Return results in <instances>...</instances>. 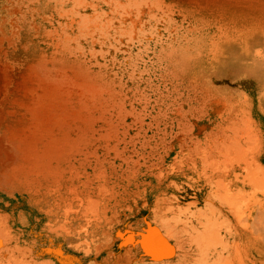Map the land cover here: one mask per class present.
I'll use <instances>...</instances> for the list:
<instances>
[{
  "label": "rangeland",
  "instance_id": "obj_1",
  "mask_svg": "<svg viewBox=\"0 0 264 264\" xmlns=\"http://www.w3.org/2000/svg\"><path fill=\"white\" fill-rule=\"evenodd\" d=\"M60 1L0 0V202L8 201L9 205L2 210L3 216L0 215V226L2 225L0 227V233H2L0 246L2 243L6 246V240L10 237L13 240V246L12 243L8 244L12 249L9 248L10 251L13 252L2 250V248H8V245L0 247V264H8V262L11 264L12 257V263L15 261L18 264L21 260H23V264H41L45 260L49 264L51 261V264H118L116 262L124 260L127 253V255L135 253L133 255L136 257L129 258L131 263L126 262L127 260H125L126 263H123V260V262L120 261L122 264L142 263V259L136 255L133 248H125L122 243L123 233H128L136 227L134 225L138 224L132 215L134 210H132L133 213L128 210L131 206L128 208L127 202L120 217L121 221L113 219L111 221L113 224H108V226L113 225L112 235L108 234L107 223L110 221L106 222L100 212L104 204L99 203V205L96 198V201L90 199L92 201L88 200L87 202L88 198L80 197L84 200L82 199L83 204H79L77 199H72L70 193L66 194L71 199L66 194L59 195L58 198H55L53 193L50 194L56 186L52 182L51 175L56 174L55 176L59 178L63 176L67 178L72 171H79L76 169L80 166V162L76 163L79 157L84 155L81 158L85 159L91 154L90 159H92L94 153H102V151V154L105 155L116 153L125 156L127 154L130 169L133 170L137 167L136 169L148 172L141 177L150 188L159 186L152 183L153 179L166 180L164 190L158 191L160 195L158 197L160 200L166 197L169 199L172 196L176 197V200L178 199V209L173 213H168L165 220L168 218V224L176 227L180 239L185 241L186 249L194 250H191V253L193 254L192 259L195 261H191L189 264L192 262L194 264H252V261L255 264H264V0H62V2L65 1L63 6ZM43 8L45 9L43 10ZM26 9L28 10L26 11ZM90 19L92 20L90 21ZM78 23H81L80 26ZM101 30L102 32H100ZM64 32L66 35L63 34ZM115 39L119 40V43ZM7 90H10V93ZM42 94L43 96H41ZM3 101L6 102V106ZM54 101H57L56 104ZM231 126L233 127L230 129ZM58 139H60L58 141L60 146L56 144ZM52 141L56 147L53 146ZM116 142H119L117 145L119 147L116 146ZM60 147L62 148L60 149ZM51 149L52 151H50ZM108 149L110 150L108 151ZM29 151L30 153H27ZM31 152L36 153L32 154ZM79 152H81L80 155H78ZM50 153H55L54 155L57 157ZM30 154L34 156L32 157ZM47 155L60 161L58 165L52 167V170L44 165L48 159L44 157ZM130 157L135 158L136 161ZM26 159L27 161H25ZM143 159H145L144 162ZM29 160L32 162H28ZM159 160L160 164L156 163ZM133 161L135 164L132 163ZM41 162L45 167L41 166ZM24 163H28L32 168L30 169L27 164L29 169L27 170ZM32 163L36 164L39 169ZM143 163H147V165ZM21 164L23 168L20 166ZM133 164L134 166H132ZM63 167L67 168L64 170ZM53 168H57V172H54L56 170ZM32 169L36 171L33 172ZM15 170L17 173H14ZM26 170L27 172L24 174ZM28 171L29 174L31 172L35 176L31 174V177L28 176ZM62 173L63 175H61ZM23 174L26 177H23L24 179L22 178ZM216 174L220 176L214 177ZM235 174L238 175L239 187L237 184L236 186L229 184L225 186L226 183H229V179L231 181L235 177ZM250 174L252 175L250 176ZM206 177L211 181L208 178L209 182L204 179ZM16 178L19 179V182ZM30 178V182L35 179L38 184L34 185V181L30 183ZM43 178L45 180H40ZM26 179L27 183H25ZM252 181L255 183L253 184ZM35 186H38L40 190L37 191ZM144 187L148 186L144 185ZM46 188H48V194L44 193V189L47 191ZM238 190L240 193L237 192ZM233 191L234 194L236 193L235 195H240V197L238 196L240 199L237 201L239 209L234 213L235 218L232 211H229V208H232L230 203L227 204L228 207L223 204L225 200L226 202L237 200L236 196L233 197L234 199L232 198ZM34 194L35 197L37 195L38 198L40 197L37 199L38 201L37 197L34 198ZM2 196L4 198L1 199ZM65 196L68 198L67 200L64 198ZM53 198L57 202L61 198L64 200L59 201L61 204L58 202L59 205L57 203L55 205ZM220 198L224 200L223 203ZM32 199L34 203H32ZM139 199L140 197H138ZM93 201L97 202L98 210L94 208L97 207L94 203L93 207L90 206V202ZM237 202L235 201V203ZM214 203L215 205L212 206ZM52 204L57 208L54 205L51 206ZM244 204L248 209L244 207ZM38 206L42 207V210ZM53 207L54 209L51 210ZM62 207L69 208L68 211L66 210L69 212V216L74 214L71 212L74 209H78L80 215L87 210L86 213L89 215L91 212L98 211L96 213L101 219H98L95 213L93 214L96 215V221L94 215H88L90 218H86L87 214H83L85 216L83 217L87 220L89 218V221L80 216L78 222L69 223V217L66 223L63 217L65 208ZM83 207H91L93 210L90 209L91 212H89V209L85 210ZM47 209L60 213V215L57 217V213L54 214ZM179 209L180 211L186 209L187 212L185 210V214L180 212L181 216H177ZM44 214H46L45 217ZM112 217L114 216L112 215ZM5 218L7 221L4 220ZM236 219H238L237 222ZM184 220H187L185 224ZM189 220L192 221V224L187 225ZM240 221L245 224L243 225ZM44 222L51 223L50 227L54 226L55 230L50 229L49 225ZM58 222L59 225L56 226ZM211 222L213 226H211ZM3 223L7 225L4 228H2ZM88 223L89 225H87ZM121 224H123L125 232L120 233V230H116L115 226L120 227ZM209 224L211 225L209 226ZM97 225L99 226L97 227ZM62 226L67 228L64 229ZM236 226L238 232L244 230L243 234H234ZM15 227L17 233H15ZM25 227L26 230L22 232L20 228L25 229ZM81 227H84L85 230ZM104 228L105 232L103 233ZM61 229L70 231V234ZM18 233L21 237L28 234L24 238H28L27 240L34 238V241L30 240L25 243V240L21 245L18 241L21 238ZM48 233L49 235H47ZM3 235L8 239L2 238ZM108 235L110 236L109 240L107 239ZM64 237L66 238L62 242ZM91 238H93V241L91 240L93 243L90 241ZM79 240L83 241L79 243ZM195 241L199 242V248ZM189 242H191L190 245ZM232 242L233 244H231ZM235 242L236 244H234ZM119 243L121 249L116 248ZM28 245L30 246L28 247ZM17 246L20 250L25 249L26 251L21 252L22 259L19 258L20 250ZM55 247H58V250ZM94 248H97L98 252ZM101 248L104 249L101 250ZM220 248H226V255L224 253L225 256H222L221 260L217 257L211 258L212 254ZM198 250L203 253H199ZM203 250L206 252L204 253ZM109 251L113 253L111 256H109L111 253ZM124 251L125 253L127 251L126 254L124 253L125 255ZM227 251L231 252L232 257ZM1 253L3 256L9 253L6 260H10L4 261L5 256L2 258ZM16 253H18V257L14 255ZM25 254H30L29 256H32L33 259L35 256L34 261ZM204 255L207 260L209 257L208 261L205 258V260L202 259ZM116 256L122 258L117 260ZM14 257H17L16 260ZM23 258H28L27 262ZM2 259L3 261H1ZM198 259H201V263ZM212 259L213 261L210 262ZM228 259L230 261L227 262ZM38 260L39 263H36ZM203 260L205 262H202ZM94 261L95 263H93ZM231 261L232 263H230ZM168 264H179V261L174 259ZM182 264H188V262Z\"/></svg>",
  "mask_w": 264,
  "mask_h": 264
},
{
  "label": "bare ground",
  "instance_id": "obj_2",
  "mask_svg": "<svg viewBox=\"0 0 264 264\" xmlns=\"http://www.w3.org/2000/svg\"><path fill=\"white\" fill-rule=\"evenodd\" d=\"M55 1V0H54ZM56 1H58V0H56ZM60 1V0H59ZM73 1V0H72ZM62 2V0L60 1V3ZM28 3H29V1H28ZM63 3H65V1L64 2H62V6L64 5ZM74 3V2H73ZM116 3V2H115ZM114 3V4H115ZM118 3V2H117ZM120 3V2H119ZM48 4V3H47ZM93 4V3H92ZM78 5H80V4H78ZM110 5V4H109ZM122 5V4H121ZM124 5V4H123ZM54 6V5H53ZM115 6V5H114ZM120 6V5H119ZM47 7V6H46ZM51 7V6H50ZM59 7V6H58ZM61 7V6H60ZM31 8V7H30ZM45 8H43V10H44ZM70 9H72V8H70ZM14 10V9H13ZM17 10V9H16ZM19 10V9H18ZM28 9H26V11H27ZM47 10V9H46ZM159 10V9H158ZM59 11H60V9H59ZM138 11H139V9H138ZM66 12V11H65ZM76 12V11H75ZM78 12V11H77ZM96 12V11H95ZM112 12V11H111ZM31 13H32V11H31ZM57 13H59L58 11H57ZM67 13V12H66ZM72 13V12H71ZM73 13H74V11H73ZM107 13V12H106ZM119 13V12H118ZM143 13V12H142ZM22 14V13H21ZM37 14V13H36ZM101 14V13H100ZM45 15V14H44ZM61 15V14H60ZM59 15V16H60ZM81 15H83V14H81ZM97 15V14H96ZM58 16V17H59ZM98 16V15H97ZM35 17V16H34ZM48 17V16H47ZM50 17V16H49ZM69 18V17H68ZM94 19V18H93ZM25 20H27V19H25ZM92 19H90V21H91ZM113 20V19H112ZM118 20V19H117ZM73 21V20H72ZM119 21V20H118ZM144 21V20H143ZM12 22V21H11ZM71 22V21H70ZM95 22V21H94ZM130 22H132V21H130ZM58 23V22H57ZM66 23V22H65ZM97 23V22H96ZM110 23V22H109ZM79 24V23H78ZM81 24V23H80ZM80 24H79V26H80ZM85 24V23H84ZM102 24V23H101ZM104 24V23H103ZM111 24V23H110ZM18 26V25H17ZM30 26V25H29ZM86 26V25H85ZM97 26V25H96ZM32 27V26H31ZM65 27V26H64ZM78 27V26H77ZM125 27V26H124ZM61 28V27H60ZM95 28H97V27H95ZM102 28H104V27H102ZM30 29V28H29ZM55 29V28H54ZM81 29H82V27H81ZM15 30V29H14ZM96 30V29H95ZM115 30V29H114ZM123 30V29H122ZM121 30V31H122ZM251 30H253V29H251ZM250 30V31H251ZM13 31V30H12ZM45 31H46V29H45ZM64 31V30H63ZM81 31V30H80ZM79 31V32H80ZM92 31H94V30H92ZM15 32V31H14ZM87 32H89V31H87ZM100 32H102V30L100 31ZM124 32V31H123ZM68 33V32H67ZM94 33V32H93ZM92 33V34H93ZM97 33V32H96ZM14 34H16V33H14ZM58 34V33H57ZM63 34H65V32L63 33ZM84 34V33H83ZM89 34V33H88ZM114 34V33H113ZM66 35V34H65ZM65 35H64V37H65ZM77 35V34H76ZM132 35V34H131ZM249 35V34H248ZM1 36V35H0ZM7 36V35H6ZM11 36V35H10ZM69 36V35H68ZM79 36H80V34H79ZM91 36V35H90ZM100 36V35H99ZM118 36H119V34H118ZM229 36V35H228ZM47 37V36H46ZM52 37V36H51ZM74 37V36H73ZM81 37V36H80ZM93 37V36H92ZM246 37V36H245ZM57 38V37H56ZM67 38V37H66ZM72 38V37H71ZM70 38V39H71ZM73 39V38H72ZM71 39V40H72ZM96 39V38H95ZM110 39V38H109ZM112 39H114L113 38V36H112ZM74 40V39H73ZM226 40V39H225ZM58 41V40H57ZM78 41V40H77ZM104 41V40H103ZM115 41H116V39H115ZM119 40H117L116 42H118ZM1 42V41H0ZM56 42V41H55ZM60 42H62V41H60ZM127 42V41H126ZM211 42V41H210ZM213 42H215V41H213ZM218 41H216V43H217ZM75 43H76V40H75ZM92 43V42H91ZM100 43H102V42H100ZM119 43V42H118ZM219 43V42H218ZM65 44V43H64ZM78 44V43H77ZM62 45H63V43H62ZM72 45V44H71ZM101 45V44H100ZM106 45V44H105ZM110 45V44H109ZM53 46V45H52ZM64 46V45H63ZM73 46V45H72ZM92 46V45H91ZM128 46V45H127ZM69 47H71V46H69ZM109 47V46H108ZM145 47V46H144ZM217 47V46H216ZM72 48V47H71ZM92 49V48H91ZM116 49V48H115ZM79 50V49H78ZM81 50V49H80ZM100 50H101V48H100ZM107 50V49H106ZM118 50H119V48H118ZM257 50V49H256ZM216 51H217V49H216ZM57 52V51H56ZM105 52V51H104ZM55 53V52H54ZM101 53V52H100ZM92 54V53H91ZM70 55H72V54H70ZM69 56V55H68ZM92 56V55H91ZM103 56V55H102ZM129 57V56H128ZM114 58H115V56H114ZM113 58V59H114ZM49 59V58H48ZM81 60V59H80ZM120 61V60H119ZM80 62V61H79ZM91 62H93V61H91ZM7 63V62H6ZM96 63V62H95ZM120 63V62H119ZM104 64V63H103ZM10 66V65H9ZM144 66V65H143ZM150 69V68H149ZM153 69V68H152ZM60 72V71H59ZM7 75V74H6ZM154 75V74H153ZM38 76V75H37ZM47 80V79H46ZM38 81V80H37ZM41 81V80H40ZM146 82V81H145ZM178 84V83H177ZM7 87H9L8 85H7ZM36 88V87H35ZM48 88V87H47ZM177 88V87H176ZM4 89V88H3ZM44 89V88H43ZM34 90V89H33ZM8 91V90H7ZM10 91V90H9ZM8 91V92H9ZM24 91V90H23ZM28 91H30V90H28ZM50 91H52V90H50ZM10 93V92H9ZM34 93V92H33ZM48 93V92H47ZM46 93H45V91H44V95H45ZM50 94V93H49ZM4 95V94H3ZM6 95V94H5ZM9 95V94H8ZM7 95V96H8ZM41 96H43V94L41 95ZM46 96V95H45ZM55 96V95H54ZM5 97V96H4ZM11 97V96H10ZM50 97H52V96H50ZM8 98V97H7ZM12 98V97H11ZM41 98V97H40ZM54 98V97H53ZM49 99V98H48ZM47 99V100H48ZM52 99V98H51ZM3 100H4V98H3ZM6 100V99H5ZM9 100H11L10 98H9ZM40 100V99H39ZM44 101V100H43ZM52 101V100H51ZM4 102V101H3ZM36 102V101H35ZM50 102V101H49ZM57 102V101H56ZM56 102L54 101V103L56 104ZM59 102V101H58ZM6 102H4V104H5ZM16 103V102H15ZM18 103V102H17ZM41 103V102H40ZM52 103H53V101H52ZM3 104V103H2ZM8 104V103H7ZM9 105V104H8ZM43 105H44V102H43ZM46 105V104H45ZM2 106H4V105H2ZM5 106H6V104H5ZM59 106V105H58ZM58 106H56V107H58ZM19 107V106H18ZM28 107V106H27ZM31 107V106H30ZM46 107V106H45ZM60 107V106H59ZM55 108V107H54ZM3 109V108H2ZM53 110V109H52ZM57 110H59V109H57ZM37 111V110H36ZM36 111H35V113H36ZM245 111V110H244ZM48 112V111H47ZM61 112H62V110H61ZM5 113V112H4ZM40 113V112H39ZM49 113V112H48ZM47 113V114H48ZM53 113V112H52ZM249 113V112H248ZM34 114V113H33ZM57 114H58V112H57ZM42 115H43V113H42ZM46 115V114H45ZM7 116H8V114H7ZM37 116V115H36ZM39 117V116H38ZM48 117V116H47ZM46 117V118H47ZM248 117V116H247ZM48 119V118H47ZM4 120V119H3ZM37 120V119H36ZM232 120V119H231ZM248 121H250V120H248ZM247 121V122H248ZM30 122V121H29ZM4 123V122H3ZM6 123V122H5ZM61 123V122H60ZM35 124V123H34ZM255 124V123H254ZM3 125V124H2ZM36 125H38V124H36ZM233 125V124H232ZM29 126H31V125H29ZM43 126V125H42ZM108 126V125H107ZM228 126V125H227ZM235 126V125H234ZM48 127V126H47ZM233 126H231L230 127V129L232 128ZM99 128V127H98ZM219 128V127H218ZM224 128V127H223ZM48 129V128H47ZM92 129V128H91ZM95 129V128H94ZM30 130V129H29ZM32 130V129H31ZM37 130V129H36ZM40 130V129H39ZM221 130V129H220ZM258 130V129H257ZM62 131V130H61ZM23 132V131H22ZM29 132V131H28ZM44 132V131H43ZM57 132V131H56ZM55 132V133H56ZM63 132V131H62ZM244 132H246V131H244ZM58 133V132H57ZM61 133V132H60ZM216 133V132H215ZM44 134V133H43ZM222 134V133H221ZM225 134V133H224ZM16 135V134H15ZM23 135V134H22ZM30 135V134H29ZM64 135V134H63ZM67 135V134H66ZM253 135V134H252ZM258 135V134H257ZM31 136V135H30ZM34 136V135H33ZM51 136V135H50ZM59 136V135H58ZM62 136V135H61ZM65 136V135H64ZM213 136V135H212ZM29 137V136H28ZM216 137H218V136H216ZM234 137V136H233ZM12 138V137H11ZM14 138V137H13ZM41 138V137H40ZM52 138V137H51ZM55 138V135L53 136V139ZM226 138V137H225ZM9 139V138H8ZM7 139V140H8ZM26 139V138H25ZM31 139V138H30ZM43 139V138H42ZM49 139V138H48ZM62 139V138H61ZM33 140V139H32ZM62 140H64V139H62ZM61 140V141H62ZM96 140V139H95ZM255 140V139H254ZM21 141V140H20ZM54 141V140H53ZM53 141H52V144H53ZM58 141H60V139H58L57 140V145H59V142ZM69 141V140H68ZM155 141V140H154ZM194 141V140H193ZM213 141V140H212ZM243 141V140H242ZM63 142V141H62ZM65 142V141H64ZM72 142V141H71ZM230 142V141H229ZM253 142V141H252ZM50 143V142H49ZM55 143V142H54ZM66 143V142H65ZM119 143V142H118ZM118 143L116 142L115 144H116V146L118 145ZM221 143V142H220ZM67 144H69V143H67ZM104 144V143H103ZM115 144H114V146H115ZM210 144V143H209ZM247 144V143H246ZM18 145V144H17ZM17 145H16V147H17ZM42 145V144H41ZM55 144H53V146H54ZM61 145V144H60ZM59 145V146H60ZM62 145H64L63 143H62ZM79 145V144H78ZM77 145V146H78ZM126 145V144H125ZM214 145H216V144H214ZM237 145V144H236ZM240 145H242V144H240ZM46 146V145H45ZM111 146H112V144H111ZM113 146V147H114ZM223 147L225 146V145H222ZM221 146V147H222ZM49 147V146H48ZM55 147H56V145H55ZM54 147V148H55ZM63 147H65V146H63ZM112 147V148H113ZM117 147H119V146H117ZM219 147V146H218ZM220 147V148H221ZM222 147V148H223ZM236 147V146H235ZM21 148V147H20ZM52 148V147H51ZM62 147H60V149H61ZM115 148V147H114ZM215 148H217V147H215ZM228 148V147H227ZM34 149V148H33ZM48 149V148H47ZM76 149V148H75ZM119 149V148H118ZM183 149V148H182ZM237 149V148H236ZM249 149V148H248ZM251 149V148H250ZM18 150H20V149H18ZM72 150H74V149H72ZM89 150V149H88ZM110 149H108V151H109ZM115 150V149H114ZM196 150V149H195ZM225 150V149H224ZM50 151H52V149L50 150ZM53 151H55V150H53ZM63 151V150H62ZM61 151V152H62ZM113 151V150H112ZM116 151V150H115ZM118 151V150H117ZM205 151V150H204ZM223 151V150H222ZM231 151V150H230ZM65 152V151H64ZM78 152V151H77ZM76 152V153H77ZM97 152V151H96ZM114 152V151H113ZM119 152V151H118ZM191 152V151H190ZM226 152V151H225ZM229 152V151H228ZM227 152V153H228ZM27 153H30V151L29 152H27ZM32 154H34V153H36V152H31ZM42 153H44V152H42ZM57 153H59V152H57ZM69 153V152H68ZM72 153V152H71ZM80 153L81 152H79V154L78 155H80ZM84 153H85V150H84ZM83 153V154H84ZM102 153H103V151H102ZM101 152H97V153H94V156H93V158L92 159H90V156H91V154H90V156H88V157H85V159H82L81 157L82 156H84V155H82L81 157H79L78 158V160H77V162L76 163H79V165H77V166H79V168H76L77 170H79V171H72L71 173H70V175L69 176H67V178L66 177H61V178H59V177H57V176H55V175H51V172H50V175H51V177H52V179H53V183L54 184H56V186L54 187V190H52L53 192H51L50 194L52 195V193L54 194V197L56 198H58V196L60 195V196H62V195H65L66 193H70V195L72 196V199L73 198H75V199H77L78 200V202H79V204L80 203H82L83 204V198H88L87 199V202H88V200H90V199H94L95 201H96V199H97V201H98V204L99 203H101V204H104L105 205V207H104V205L101 207V215H102V217L106 220V222H108V221H110V223H107V226H108V224H113V223H111V221H113V219H118V221L120 220L121 221V215L123 214V209H124V206H125V203L127 202V206H128V210H130V211H132V210H134V213H133V211H132V215H134V217H135V219L137 220V222H138V224L137 225H134V226H136L134 229H131L128 233H126V234H124L123 233V239H122V243H123V247H127V248H129L130 247V249H132L133 251H135L136 252V255L137 256H140L139 258H141L142 259V263L141 264H168L170 261H173L174 259L175 260H177V261H179V264H182L183 262L184 263H186V262H188V264H189V262H191V261H195V260H193L192 258V256H193V254L191 253V250H193V249H191V250H188V249H186V247H185V241L183 242L180 238L181 237H179V235H178V232L176 231V227L173 225H169L168 224V218H167V220H165L166 218H165V216L167 217V214L168 213H173L176 209H178L177 207H178V204H177V200L172 196V198H169L168 199V197H166V198H162L161 200L159 199V197L158 196H160L159 195V192L158 191H161V190H164V186H165V182H166V180L165 179H163V180H154L153 179V181H152V183H154V184H157V185H159L158 187H156V188H150L149 187V185L148 184H146L145 183V181H143L142 180V177L141 176H143V175H145L146 173H148V172H146V171H144L143 169H136V168H134L133 170L132 169H130V166H129V161H128V158L126 157V155L127 154H125V156H123V155H117L116 153V155L114 154V155H105V154H102ZM108 153V152H107ZM106 153V154H107ZM122 153V152H121ZM151 153V152H150ZM245 153V152H244ZM50 154H52V153H50ZM55 154V153H54ZM54 154H52V156L54 155ZM60 154H63V153H60ZM60 154H58V155H60ZM66 154H67V152H66ZM88 154V155H89ZM119 154V153H118ZM123 154V153H122ZM137 154H138V152H137ZM204 154V153H203ZM233 154V153H232ZM239 154V153H238ZM27 155V154H26ZM29 155V154H28ZM31 155V154H30ZM37 155V154H36ZM41 155H45V154H41ZM92 155H93V152H92ZM188 155V154H187ZM202 155V154H201ZM230 155V154H229ZM25 156V155H24ZM32 156V155H31ZM34 156V155H33ZM32 156V157H33ZM49 156H51V155H49ZM48 155L47 156H45L44 158H48L47 160H46V163L44 164V165H46L49 169L51 168V170H52V167H55L56 166V164L58 165V163L60 162L59 161V159H55L54 157H49ZM55 156V155H54ZM74 156V155H73ZM87 156V155H86ZM131 156V155H130ZM140 156V155H139ZM143 156V155H142ZM210 156V155H209ZM240 156H241V154H240ZM22 157V156H21ZM26 157V156H25ZM27 157H30V156H27ZM37 157V156H36ZM41 157V156H40ZM55 157H57V156H55ZM59 157V156H58ZM64 157H66L65 155H64ZM69 157V156H68ZM74 157H76V155L74 156ZM73 157V158H74ZM229 157V156H228ZM256 157V156H255ZM42 158H43V156H42ZM60 158V157H59ZM72 157L70 156V159H71ZM130 158H132V157H130ZM129 158V159H130ZM138 158H140V157H138ZM138 158H136L137 159V161H139L138 160ZM144 158V157H143ZM163 158V157H162ZM201 158H202V156H201ZM210 158H211V156H210ZM40 159V158H39ZM39 159H38V161H39ZM64 159V158H63ZM66 159H67V157H66ZM69 159V160H70ZM133 159V158H132ZM131 159V160H132ZM193 159V158H192ZM222 159V158H221ZM30 160H32V158H30ZM28 161V162H32V161ZM43 160V159H42ZM41 160V161H42ZM65 160V159H64ZM133 160H135V158L133 159ZM144 160L145 159H143V162H144ZM147 160V159H146ZM161 160V159H160ZM160 160L158 161V162H156V163H158V164H160ZM226 160V159H225ZM244 160V159H243ZM252 160V159H251ZM250 160V161H251ZM25 161H27V159L25 160ZM35 161H36V159H35ZM43 161H45V159L43 160ZM42 161V162H43ZM62 161V160H61ZM67 161V160H66ZM72 161V160H71ZM136 161V160H135ZM135 161H133L132 163H134ZM154 161V160H153ZM205 161V160H204ZM216 161V160H215ZM233 161V160H232ZM238 161V160H237ZM249 161V162H250ZM41 162V163H42ZM131 162V161H130ZM202 162V161H201ZM212 162V161H211ZM217 162V161H216ZM239 162V161H238ZM258 162V161H257ZM34 163V162H33ZM32 163V164H33ZM44 163V162H43ZM43 163L41 164V166L43 167L44 165H43ZM63 163H65V162H63ZM71 163H73V162H71ZM138 163V162H137ZM153 163V162H152ZM151 163V164H152ZM194 163V162H193ZM209 163V162H208ZM231 163V162H230ZM254 163V162H253ZM28 164V163H27ZM27 164H25L24 163V165L26 166ZM31 164V163H30ZM61 164V163H60ZM67 165H68V163H66ZM135 164V163H134ZM134 164L132 165V166H134ZM143 164H146L147 165V163H143ZM163 164V163H162ZM210 164V163H209ZM257 164V163H256ZM255 164V165H256ZM29 165V164H28ZM27 165V166H28ZM33 165H35L36 166V164H33ZM32 165V166H33ZM40 165V164H39ZM55 165V166H54ZM140 165V164H139ZM208 165V164H207ZM232 165V164H231ZM230 165V166H231ZM246 165V164H245ZM17 166V165H16ZM18 166H19V163H18ZM20 166H22V168H23V165L21 164ZM25 167V168H27V170H29L28 169V167ZM31 165H29V167H30ZM71 166V165H70ZM194 166H196L195 164H194ZM234 166V165H233ZM254 166V165H253ZM259 166V165H258ZM12 167H13V165H12ZM37 167V166H36ZM40 167V166H39ZM45 167V166H44ZM65 167V166H64ZM63 167V168H64ZM75 167H76V165H75ZM151 167V166H150ZM218 167V166H217ZM223 167V166H222ZM238 167H240V165H238ZM248 167V166H247ZM19 168V167H18ZM32 167H30V169H31ZM38 168V167H37ZM41 168V167H40ZM67 168V167H66ZM66 168H64V170L66 169ZM70 168V167H69ZM145 168H147V167H145ZM231 168V167H230ZM14 169H15V167H14ZM39 169V168H38ZM53 169H55V168H53ZM62 169V168H61ZM73 169V168H72ZM222 170L224 169V168H221ZM243 169H245V168H243ZM249 169H251V168H249ZM252 169H253V167H252ZM258 169V168H257ZM259 169H261V168H259ZM263 169V168H262ZM19 170L21 171V169L19 168ZM27 170L24 172V174L27 172ZM35 170V169H34ZM33 169H32V171L33 172H35ZM41 170V169H40ZM42 170H43V168H42ZM51 170H49V171H51ZM56 171H54V172H57V168L55 169ZM64 170H62L63 172H64ZM69 170V169H68ZM74 170H75V168H74ZM129 170H132V171H129ZM201 170V169H200ZM226 170V169H225ZM264 170V169H263ZM16 171V170H15ZM60 171V170H59ZM127 171H129L128 173H127ZM161 171V170H160ZM168 171V170H167ZM251 171V170H250ZM260 171H262V170H260ZM19 172V171H18ZM22 172V171H21ZM38 172V171H37ZM40 172V171H39ZM66 172V171H65ZM69 172V171H68ZM195 172V171H194ZM253 172H254V170H253ZM264 172V171H263ZM14 173H17V171L16 172H14ZM23 173V172H22ZM21 173V174H22ZM43 173H44V170H43ZM42 173V174H43ZM53 173V172H52ZM152 173H154V172H152ZM161 173V172H160ZM204 173V172H203ZM206 173V172H205ZM213 173V171L211 172V174ZM234 173H236V172H234ZM18 174H20V172L18 173ZM18 174H17V176H18ZM23 174V176H22V178L25 176ZM28 176L31 174V172H30V174H29V171H28ZM35 174V173H34ZM37 174V173H36ZM41 174V175H42ZM151 174V173H150ZM207 174V173H206ZM32 175V174H31ZM31 175H30V177H31ZM39 175V174H38ZM44 175V174H43ZM48 175V174H47ZM49 175V176H50ZM61 175H63V173L61 174ZM60 174H59V176H61ZM154 175H155V173H154ZM159 175V174H158ZM161 175H162V173H161ZM228 175V174H227ZM252 174H250V176H251ZM13 176V175H12ZM16 176V175H15ZM16 176V177H17ZM27 176V175H26ZM32 176H35V175H32ZM40 176V175H39ZM39 176H37V177H39ZM160 176V175H159ZM163 177H165L164 175H162ZM167 176V175H166ZM213 176V175H212ZM217 176H220L219 174H216L214 177H217ZM224 176V175H223ZM235 176V177H234ZM233 177V179L230 181V179H229V183H226L225 184V186L227 185V184H229L230 186L232 185V186H236V184L238 185V187H239V184L237 183V181H238V175L237 174H235ZM244 176H246V175H244ZM42 177V176H41ZM45 177V176H44ZM211 177V176H210ZM247 177H249V176H247ZM15 178V177H14ZM22 178H20L21 180H22ZM24 178H26V177H24ZM23 178V179H24ZM35 178V177H34ZM146 178H147V176H146ZM167 178V177H166ZM208 177H206V178H204V179H206L208 182H209V180H210V178H208ZM13 179V178H12ZM17 179V178H16ZM28 179H29V177H28ZM32 179H33V177H32ZM36 179V178H35ZM35 179L33 180L34 182H35ZM50 179V178H49ZM217 179V178H216ZM215 179V180H216ZM227 179V178H226ZM15 180V179H14ZM20 180V181H21ZM39 180V179H38ZM40 180H45V178H43V179H40ZM224 180H225V177H224ZM249 180V179H248ZM17 181L19 182V179H17ZM27 181V179L25 180V183H27L26 182ZM31 181V178H30V180H29V182ZM32 181V182H33ZM206 181V182H207ZM211 181V180H210ZM218 181H220V180H218ZM222 181H223V179H222ZM221 181V182H222ZM239 181H240V179H239ZM32 182H30V183H32ZM40 183L42 182V181H39ZM51 182V184H53ZM221 182H220V185H222L221 184ZM228 182V181H227ZM24 183V184H25ZM39 183V184H40ZM44 183H46V182H44ZM49 183V182H48ZM175 183V182H174ZM210 183H212V182H210ZM224 183H225V181H224ZM252 183H253V181H252ZM255 183V182H254ZM253 183V184H254ZM18 184V183H17ZM21 184V183H20ZM19 184V185H20ZM37 185L38 184V182L36 181L35 183H34V185ZM216 184H218L217 182H216ZM215 184V185H216ZM242 184V183H241ZM251 184V183H250ZM33 185V186H34ZM144 185H146V186H148V187H144ZM167 185V184H166ZM219 185V186H220ZM224 185V184H223ZM21 186V185H20ZM32 186V185H31ZM40 186V185H39ZM42 186V185H41ZM40 186V187H41ZM47 186V185H46ZM45 186V187H46ZM168 186V185H167ZM166 186V187H167ZM255 186V185H254ZM36 187V186H35ZM43 187V186H42ZM143 187V188H142ZM217 187V186H216ZM29 188V187H28ZM37 188V191L38 190H40V189H38V186L36 187ZM50 188L52 189V186H50ZM226 188V187H225ZM230 188V187H229ZM235 188V187H234ZM25 189V188H24ZM32 189V188H31ZM43 189V188H42ZM48 188H46V190H47ZM216 189V188H215ZM26 190V189H25ZM35 190V189H34ZM166 190V189H165ZM219 190V189H218ZM237 190V189H236ZM36 191V190H35ZM51 191V190H50ZM254 191V190H253ZM24 192V191H23ZM32 192L33 193H35L33 190H32ZM40 192V191H39ZM39 192H37V194L39 193ZM43 192V191H42ZM47 193L48 192V190L47 191H45V189H44V193ZM216 192H217V190H216ZM237 192H239L240 193V191L238 190ZM33 193H31V194H33ZM41 193V192H40ZM39 193V194H40ZM212 193V192H211ZM221 193V192H220ZM239 193H237V194H239ZM36 194V195H37ZM48 194V193H47ZM49 194V195H50ZM164 194H166V193H164ZM217 194V193H216ZM227 193H225V195H226ZM233 194H234V191H233ZM232 194V195H233ZM236 194V193H235ZM233 195L232 196V198L234 197L235 198V196L236 197H240V195ZM67 195V194H66ZM137 195H138V197H140V199L138 200V197H137ZM169 195V194H168ZM174 195V194H173ZM213 195V194H212ZM229 195V194H228ZM243 195V194H242ZM34 196V198H36V200L37 199H39L38 198V195L35 197V194L33 195ZM43 196H44V194H43ZM59 196V197H60ZM68 196V195H67ZM164 196V195H163ZM175 196V195H174ZM190 196V195H189ZM217 196H219V195H217ZM227 196V195H226ZM80 197H83L82 199L80 198ZM94 197V198H93ZM228 197V196H227ZM237 198V200L235 199V200H233L232 202H226V200H225V203H223V199L222 198H220L221 200H222V202L221 203H223L225 206H227L228 207V205H229V203H230V205H231V207L232 208H229L230 210L229 211H232V213L234 214L235 212H237L238 211V202L237 201H239V199L240 198ZM250 197H251V195H250ZM2 198H4V196H2L1 197V199ZM12 198V197H11ZM15 198V197H14ZM18 199L20 198V197H17ZM31 198H32V195H31ZM43 198V197H42ZM64 198H66V200L68 199V198H70L69 196H68V198L65 196ZM64 198H61V199H59V201L61 200L62 201V199L64 200ZM96 198V199H95ZM208 198V197H207ZM226 198V197H225ZM229 198V197H228ZM233 198V199H234ZM242 198H243V196H242ZM54 199V198H53ZM71 199V198H70ZM215 199V198H214ZM231 199V198H230ZM33 200V199H32ZM43 200V199H42ZM56 199H54V202H55V205H56V203H57V205H59V203L57 202V200L55 201ZM74 200V199H73ZM220 200V201H221ZM232 200V199H231ZM258 200H259V198H258ZM38 201V200H37ZM52 201V200H51ZM90 201H92V200H90ZM95 201H93V202H90L91 203V205L90 206H92V204L95 202ZM193 201V200H192ZM208 201V200H207ZM218 201V200H217ZM228 201H230V200H228ZM235 201L237 202V203H235ZM254 201V200H253ZM8 201H1L0 202V206L2 205V208H0V215L1 216H3V212H2V210L6 207V206H9L8 205V203H7ZM32 202V201H31ZM46 202V201H45ZM53 202V203H54ZM67 203H69L68 201H66ZM70 202H73L72 200H70ZM76 202V201H75ZM85 202H86V199H85ZM212 202V201H211ZM210 202V203H211ZM258 202V201H257ZM256 202V203H257ZM32 203H34V200H33V202ZM36 203V202H35ZM44 203V202H43ZM64 203V202H63ZM97 203V202H96ZM96 203H94L95 205H97V207L95 206L94 208L96 209V210H98V204H96ZM195 203V202H194ZM219 203V202H218ZM241 203V202H240ZM249 203H251V202H249ZM261 203H262V201H261ZM37 204V203H36ZM61 204V203H60ZM71 204V203H70ZM69 204V205H70ZM76 205H77V202L75 203ZM84 204H86V203H84ZM93 204V205H94ZM228 204V205H227ZM54 204H52L51 206H53ZM54 205V206H55ZM65 205H67L68 206V204H65ZM73 205V204H72ZM100 205V204H99ZM215 205V203L212 205V206H214ZM220 205V204H219ZM224 205H222V206H224ZM248 206H249V204H247ZM253 205V204H252ZM50 206V205H49ZM49 206H47V207H49ZM50 206V207H51ZM64 206V205H63ZM79 206V205H78ZM84 206V205H83ZM188 206V205H187ZM207 206H208V204L206 205V208H207ZM211 206V207H212ZM259 206V205H258ZM37 207V206H36ZM40 206H38V208H39ZM49 207V208H50ZM56 207V206H55ZM73 207V206H72ZM71 207V208H72ZM86 207V206H85ZM85 207H83V209L85 208ZM87 207H88V205H87ZM93 207V206H92ZM126 207V206H125ZM180 207V206H179ZM186 207V206H185ZM204 207H205V204H204ZM241 207V206H240ZM244 207H245V204H244ZM247 207V206H246ZM245 207V208H246ZM42 207H40V210H42L41 209ZM57 208V207H56ZM63 209L65 208V207H62ZM67 208V207H66ZM65 208V211H63V212H65V214H63V215H61V216H63L65 219H64V221L67 223V219L70 217V219H69V223H71V224H73L75 221H77V220H79L80 219V216L81 217H83L84 215H86L87 214V216H86V218L87 217H89L91 214L92 215H94L93 213H95L96 215H97V213H98V211H96V212H91V210L90 209H92L91 207H89V208H85V210L86 209H89L90 211L89 212H91L90 213V215L88 214V213H86L87 211H85V213H82L83 212V210L81 211V215H80V211H77V210H73V209H71V210H73V211H71L72 213H74V214H72V216H69L68 214H69V212H66V210L68 211V209L70 208V206H69V208L68 209H66ZM81 207H79V209H80ZM103 208V209H102ZM218 208V207H217ZM217 208H215V209H217ZM221 208V207H220ZM220 208H218V209H220ZM52 209H54V207L53 208H51V210ZM58 209H59V207H58ZM82 209V208H81ZM189 209V208H188ZM214 209V208H213ZM247 209H248V207H247ZM39 210V209H38ZM44 210V209H43ZM47 210H49V209H47ZM51 210H49L50 212H54V214H56L57 212H55V211H51ZM56 210V209H55ZM60 210V209H59ZM93 210V209H92ZM186 210V209H185ZM184 209H183V211H180V209H179V214H177V216L178 215H180L182 212H184L185 211ZM202 210V209H201ZM223 210V209H222ZM228 210V209H227ZM13 211V210H12ZM14 211H16V210H14ZM13 211V212H14ZM95 211V210H94ZM213 211V210H212ZM219 211V210H218ZM225 211V210H224ZM243 211V210H242ZM257 211V210H256ZM12 212V213H13ZM47 212V211H46ZM126 212H128V211H126ZM181 212V213H180ZM185 212H187V210L185 211ZM185 212H184V214H185ZM202 212V211H201ZM250 212V211H249ZM16 213H18V212H16ZM45 213V212H44ZM199 213V212H198ZM219 213V212H218ZM220 213H221V210H220ZM232 213H229V214H231L232 215ZM239 213V212H238ZM6 214H8L7 212H6ZM49 214V213H48ZM84 214V215H83ZM126 214V213H125ZM128 214V213H127ZM166 214V215H165ZM209 214V213H208ZM212 214V213H211ZM256 214V213H255ZM261 214V213H260ZM45 215L46 214H44L43 216L45 217ZM60 215V213H57V217ZM89 215V216H88ZM96 215H94V217L96 218ZM112 215L114 216V217H112ZM201 215V214H200ZM218 215V214H217ZM222 215V214H221ZM236 215H238V214H236ZM127 216V215H126ZM172 216V215H171ZM181 216V215H180ZM203 216V215H202ZM207 216V215H206ZM209 216V215H208ZM224 216V215H223ZM17 217V216H16ZM43 217V218H44ZM85 217V216H84ZM83 217V218H84ZM94 217H92V218H94ZM130 217V216H129ZM185 217H187V216H185ZM225 217V216H224ZM263 217V216H262ZM6 218H8V217H6ZM6 218L4 219V220H6ZM51 218V217H50ZM82 218V219H83ZM86 218H84V219H86ZM90 218V217H89ZM89 218H88V220L86 219V221H89ZM91 218V219H92ZM97 218L98 219H101V217L99 218V216L97 215ZM97 218L95 219V221L97 220ZM124 218V217H123ZM177 218H179V217H177ZM209 218V217H208ZM227 218V217H226ZM234 218H235V214H234ZM244 218V217H243ZM248 218V217H247ZM1 219V218H0ZM37 219V218H36ZM44 219H46V218H44ZM43 219V220H44ZM47 219H49L48 217H47ZM55 219V218H54ZM90 219V220H91ZM174 219V218H173ZM181 219V218H180ZM179 219V220H180ZM212 219H214L213 217H212ZM229 219V218H228ZM227 219V220H228ZM2 220H3V218H2ZM9 220H10V218H9ZM56 220V219H55ZM57 220H58V218H57ZM94 220V219H93ZM170 220H172V219H170ZM199 220V219H198ZM206 220V219H205ZM216 220V219H215ZM237 220L238 219H236V222H237ZM240 220V219H239ZM7 221V220H6ZM37 221H38V219H37ZM101 221V220H100ZM175 221H176V219H175ZM185 222H184V224L187 222V220H184ZM209 221V220H208ZM211 221V220H210ZM220 221V220H219ZM226 221V220H225ZM229 221H231L230 219H229ZM1 222V221H0ZM55 222V221H54ZM78 222V221H77ZM106 222H104V223H106ZM182 222V221H181ZM202 222V221H201ZM218 222V221H217ZM216 222V223H217ZM227 222V221H226ZM241 223H242V221H240ZM246 222V221H245ZM6 223V222H5ZM5 223H3V227L2 228H4V226H7V225H4ZM45 223V222H44ZM47 224H48V222H46ZM45 223V224H46ZM87 223V222H86ZM132 223V222H131ZM172 223H174V222H172ZM207 223V222H206ZM214 223V222H213ZM221 223V222H220ZM223 223V222H222ZM225 223V222H224ZM240 223V224H241ZM61 224L63 225V222H61ZM103 224V223H102ZM183 224V223H182ZM189 224H192V221L191 220H189V222H188V224L187 225H189ZM205 224V223H204ZM203 224V225H204ZM211 224H212V222H211ZM211 224H209V226L211 225ZM228 224V223H227ZM243 224V223H242ZM245 224V223H244ZM243 224V225H244ZM250 224V223H249ZM25 225V224H24ZM49 225V228L50 229H54L55 230V228H51L50 227V225H51V223H49L48 224ZM47 225V226H48ZM59 225V222H58V224L56 225V226H58ZM80 225V224H79ZM78 225V226H79ZM87 225H89V223L87 224ZM123 224H121V226L120 227H116L115 226V229L116 230H120V233L122 232V231H124L125 232V228H124V226H122ZM129 225L131 226V224L129 223ZM224 225V224H223ZM226 225V224H225ZM239 225V224H238ZM2 226V225H1ZM0 226V227H1ZM52 226V225H51ZM61 226V225H60ZM59 226V229L61 228ZM65 226V225H64ZM64 226H62V227H64ZM77 226V227H78ZM99 225H97V227H98ZM113 226V225H112ZM112 226H108V234H112L113 235V231H114V229H113V227ZM133 226V227H134ZM183 226V225H182ZM185 226V225H184ZM192 226V225H191ZM195 226V225H194ZM200 226V225H199ZM211 226H213V224L211 225ZM227 226V225H226ZM242 226V225H241ZM10 227V226H9ZM13 227V226H12ZM76 227V228H77ZM132 227V226H131ZM204 227H205V225H204ZM222 227V226H221ZM243 227V226H242ZM18 228V227H17ZM48 228V229H49ZM57 228V227H56ZM65 228H67V227H64V229ZM82 229H84L85 230V228L84 227H81ZM128 228V227H127ZM184 228V227H183ZM183 228H180V229H183ZM193 228V227H192ZM207 228V227H206ZM210 228V227H209ZM225 228H227V227H225ZM231 228V227H230ZM244 228V227H243ZM7 229V228H6ZM12 231H14L12 228H10ZM15 229V233H17L16 232V227L14 228ZM21 230H22V232L24 231V230H26V227H25V229L23 228H20ZM47 229V230H48ZM63 229V228H62ZM61 229V230H62ZM69 229H70V227H69ZM68 229V230H69ZM80 229V228H79ZM86 229H87V227H86ZM179 229V228H178ZM187 229V228H186ZM211 229H212V227H211ZM217 229V228H216ZM240 229V228H239ZM3 230V229H2ZM5 230V229H4ZM52 230H51V232H52ZM57 230V229H56ZM76 230V229H75ZM198 230V229H197ZM206 230V229H205ZM243 230V229H242ZM49 231V230H48ZM62 231H66V230H62ZM99 231H100V229H99ZM184 231V230H183ZM192 231V230H191ZM225 231V230H224ZM229 231V230H228ZM234 234H243V232H244V230H243V232H238V227L236 226V228L234 229ZM2 232V231H1ZM6 232V231H5ZM19 232V231H18ZM28 231H26V233H27ZM60 232V231H59ZM67 232V231H66ZM65 232V233H66ZM78 232V231H77ZM92 232V231H91ZM103 233L105 232V228H104V230L102 231ZM182 232V231H181ZM189 232V231H188ZM208 232H210V231H208ZM212 232V231H211ZM210 232V233H211ZM57 233V232H56ZM67 233H69L70 234V231L69 232H67ZM75 233V232H74ZM85 233V232H84ZM180 233V232H179ZM182 233H184V232H182ZM187 233V232H186ZM193 233V232H192ZM198 233V232H197ZM205 233V232H204ZM207 233V232H206ZM2 233H0V235H1ZM12 234H14V232H12ZM28 234H29V232H28ZM28 234H25V235H23V233H22V235H23V237H21L20 235H19V233H18V235L21 237V238H19L20 240H18L19 242H20V244L21 245H23V243H24V241H25V243L26 242H29L30 240H33V239H30V240H27L28 238H24V236H26L27 237V235ZM58 235H59V233H57ZM61 235H62V233H60ZM102 234V233H101ZM194 234H195V231H194ZM199 234H200V231H199ZM217 234V233H216ZM231 234V233H230ZM7 235H9L8 233H7ZM47 235H49V233L47 234ZM53 236H54V233L52 234ZM51 235V236H52ZM58 235H55V236H57L58 237ZM60 235V236H61ZM73 235V234H72ZM92 235V234H91ZM104 235V234H103ZM201 235V234H200ZM199 235V236H200ZM209 235V234H208ZM219 235H220V233H219ZM218 235V236H219ZM2 236V235H1ZM10 236H11V234H10ZM14 236H16L15 234H14ZM13 236V237H14ZM80 236V235H79ZM78 236V237H79ZM105 236H106V233H105ZM181 236V235H180ZM253 236V235H252ZM41 237V236H40ZM69 237V236H68ZM110 236L108 235V237H107V239L109 238ZM189 237H191V235L189 234ZM209 237V236H208ZM2 238H7L8 239V237H6V236H4L3 235V237ZM11 238V237H10ZM8 239V240H6L7 241V245L9 244V245H11L10 243H12V246H13V240H11V239ZM24 238V239H23ZM66 237H64L63 238V240H62V242L64 241V239H65ZM93 238H91L90 239V241L92 240ZM185 239V238H184ZM221 239V238H220ZM10 240V242L8 243V241ZM58 240V239H57ZM83 240H85V239H83ZM82 240V241H83ZM109 240V239H108ZM196 240H198V239H196ZM200 240H201V238H200ZM208 240H209V238H208ZM212 240V239H211ZM218 240V239H217ZM5 241V242H6ZM12 241V242H11ZM18 241L16 242L17 244H18ZM34 241V240H33ZM32 241V242H33ZM81 241V242H82ZM93 241V240H92ZM91 241V242H92ZM105 241H107L106 239H105ZM114 241V240H113ZM204 241V240H203ZM213 241V240H212ZM215 241V240H214ZM3 242H4V240H3ZM80 242V240H79V243H81ZM97 242V241H96ZM99 242V241H98ZM112 242V241H111ZM196 242V241H195ZM205 242V241H204ZM218 242V241H217ZM221 242V241H220ZM223 242V241H222ZM227 242V241H226ZM226 242H225V244H226ZM236 242H237V240H236ZM236 242L234 243V244H236ZM2 243V242H1ZM15 243V242H14ZM93 243V242H92ZM192 243H194V241H192ZM201 243V242H200ZM213 243V242H212ZM29 244V243H28ZM97 244V243H96ZM99 244V243H98ZM104 244V243H103ZM108 244H110V243H108ZM189 245L191 244V242H189L188 243ZM196 244H198V245H196V246H198V248H199V246H200V244H199V242L197 243L196 242ZM203 244V243H202ZM208 244V243H207ZM221 244V243H220ZM231 244H233V242L231 243ZM5 245H6V243H5ZM7 245L6 246H4L3 245V243H2V245L1 246H4V247H7ZM8 245V246H9ZM16 245V244H15ZM34 245V244H33ZM33 245H32V247H33ZM89 245V244H88ZM101 245V244H100ZM113 245V244H112ZM120 243H119V245L116 247L117 249H121L120 248ZM195 245V244H194ZM211 245H213V244H211ZM0 246V247H1ZM18 246H20V245H18ZM17 246V248L20 250V248ZM30 245H28V247H29ZM76 246V245H75ZM78 246V245H77ZM90 246V245H89ZM94 246V245H93ZM192 246V245H191ZM191 246H189V248H191ZM206 246V245H205ZM204 246V247H205ZM225 246V245H224ZM22 247V246H21ZM25 247H27V246H25ZM28 247H27V249H28ZM63 247V246H62ZM96 247H98V246H96ZM208 247V246H207ZM206 247V248H207ZM212 247H215V246H212ZM220 247H222L221 245H220ZM232 247V246H231ZM236 247V246H235ZM11 249V247L9 246L8 248H2V250L3 249H5V251L6 250H9L10 251V249ZM14 248H16L15 246H14ZM24 248V247H23ZM51 248H53V247H51ZM76 248V247H75ZM201 248H202V246H201ZM206 248H204V249H206ZM209 248V247H208ZM207 248V249H208ZM228 248V247H227ZM1 249V248H0ZM26 249V250H27ZM55 249H57L58 250V247H55ZM87 249V248H86ZM95 250H97V248H94ZM104 248H101V250H103ZM226 248H220L219 250H216L213 254H212V256H211V258H214V257H217V258H221L222 256H225L226 255V250H225ZM229 249V248H228ZM236 249H240V248H236ZM12 250V249H11ZM14 251H15V249H13ZM18 250V251H19ZM29 250V249H28ZM27 250V251H28ZM52 250V249H51ZM90 250V249H89ZM125 250V249H124ZM202 250V249H201ZM215 250V249H214ZM214 250H212V251H214ZM8 251V252H9ZM17 251V252H18ZM23 251V253L24 252H26L25 251V249L24 250H20V252H19V254L18 253H16V254H14V255H22V252ZM88 251V250H87ZM128 252H129V250H127ZM127 251H126V253H127ZM131 251V250H130ZM194 251V250H193ZM197 251V250H196ZM199 251V250H198ZM204 251V250H203ZM211 251V252H212ZM237 251V250H236ZM239 251V250H238ZM242 251V250H241ZM240 251V252H241ZM10 252H13V251H10ZM96 252V251H95ZM94 252V253H95ZM97 252H98V250H97ZM109 252H111L110 253V255H109ZM109 252H107L108 253V255L109 256H111L113 253H112V251H109ZM202 252V251H201ZM200 251H199V253H201ZM206 252V250L204 251V253ZM233 252H234V250H233ZM239 252V253H240ZM7 253V252H6ZM15 253V252H14ZM21 253V254H20ZM28 253V252H27ZM125 253V251L123 252V254ZM125 253V254H126ZM195 253V252H194ZM203 253V252H202ZM201 253V254H202ZM224 253H225V255H224ZM227 253L229 254V256L230 257H232L231 256V252H229V251H227ZM238 253V252H237ZM2 254V258H4V256H5V260L4 261H6V262H8L7 260H10V259H7L6 260V256L8 257L9 255V253L7 254V255H5L4 254V256H3V253H1ZM86 254V253H85ZM118 254H120V253H118ZM117 254V255H118ZM123 254H121V255H123ZM124 254V255H125ZM128 254V253H127ZM125 255V258L126 257H128V259H125L124 258V262L122 261V260H119V262L117 261L116 263H121L120 261H122L123 263H126V262H129L130 260H129V258L131 257V258H135L136 256H134L135 255V253H133V254H129V255ZM18 255H17V257H18ZM24 255V254H23ZM26 255V254H25ZM28 255V257H30V258H32V256H29L30 254H27ZM26 255V256H27ZM107 255V256H108ZM197 255V254H196ZM206 255V254H205ZM205 255H204V257L202 258V259H206L207 257H205ZM211 255V254H210ZM10 256H12V254H10ZM26 256H24V257H26ZM115 256V255H114ZM198 256H199V254H198ZM202 256V255H201ZM209 256V255H208ZM229 256H227V257H229ZM235 256H237V254H235ZM16 257V258H17ZM22 257L23 256H20L19 258L20 259H22ZM200 257V256H199ZM1 258V257H0ZM13 258V257H12ZM12 258H11V264H14V263H16L15 261H14V259H13V263H12ZM15 258V257H14ZM16 258H15V260H16ZM30 258H29V261H30ZM107 258V257H106ZM105 258V259H106ZM118 258H122V257H117L116 256V259L118 260ZM130 258V259H131ZM240 258V257H239ZM238 258V259H239ZM24 259V258H23ZM28 258H26V259H24L25 260V262H27L26 260H27ZM33 259V258H32ZM34 259H35V256H34ZM34 259L32 260V261H34ZM192 259V260H191ZM204 259V260H205ZM215 259V258H214ZM218 259V260H219ZM222 259V258H221ZM220 259V260H221ZM231 259V258H230ZM237 259V258H236ZM18 261H19V259H17ZM110 260V259H109ZM125 260H127L126 262H125ZM199 261L201 260V259H198ZM202 261V262H205V261ZM207 260V259H206ZM208 260H209V257H208ZM207 260V261H208ZM1 261H3V259L1 260ZM23 260H21V262H19V264H23V262H22ZM31 261V262H32ZM42 261V260H41ZM47 260H45V261H43L44 262V264L46 263H48V262H46ZM49 261V260H48ZM92 261V260H91ZM104 261V260H103ZM108 261V260H107ZM106 261V262H107ZM139 261V260H138ZM143 261H144V263H143ZM211 261H213V259L212 260H210V262ZM225 261H226V259H225ZM228 261H230L229 259L227 260V262ZM237 261V260H236ZM242 261V260H241ZM43 262L41 263V264H43ZM52 262V261H51ZM51 262H50V264H51ZM112 262V261H111ZM114 262V261H113ZM217 262V261H216ZM220 262V261H219ZM222 262H224V261H222ZM3 263V262H2ZM36 263H39V260H38V262H36ZM93 263H95V261L93 262ZM129 263H131V262H129ZM128 263V264H129ZM198 263V262H197ZM199 263H201V261L199 262ZM208 263V262H207ZM226 263V262H225ZM230 263H232V261L230 262ZM238 263V262H237ZM240 263H242V262H240ZM7 264V263H6ZM8 264H10L9 262H8ZM16 264H18V263H16ZM27 264H29V263H27ZM35 264V263H34ZM49 264V263H48ZM110 264V263H109ZM122 264V263H121ZM136 264H138V262H136ZM192 264H194L193 262H192ZM196 264V263H195ZM203 264V263H202ZM211 264V263H210ZM229 264V263H228ZM233 264V263H232ZM252 264H255L253 261H252Z\"/></svg>",
  "mask_w": 264,
  "mask_h": 264
}]
</instances>
